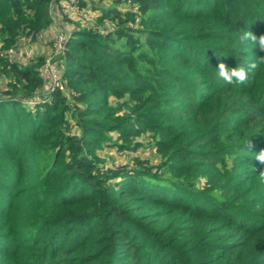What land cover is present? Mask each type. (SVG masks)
<instances>
[{"label": "trees", "instance_id": "trees-1", "mask_svg": "<svg viewBox=\"0 0 264 264\" xmlns=\"http://www.w3.org/2000/svg\"><path fill=\"white\" fill-rule=\"evenodd\" d=\"M52 2L0 0V264H264V67L217 72L264 56V0H78L65 91L28 106L44 59L9 52ZM144 140L158 167L104 165Z\"/></svg>", "mask_w": 264, "mask_h": 264}, {"label": "rangeland", "instance_id": "rangeland-1", "mask_svg": "<svg viewBox=\"0 0 264 264\" xmlns=\"http://www.w3.org/2000/svg\"><path fill=\"white\" fill-rule=\"evenodd\" d=\"M56 11L58 13L61 11L60 5L56 7ZM76 11L78 12V10ZM77 12L72 13L64 19L66 33L69 35L72 33V28L75 27L77 22H83V18L81 17V15L77 16ZM85 18L87 19L89 17ZM57 31V27L54 25V29H49L44 34L40 35L35 41L23 39L21 41V44L19 45V49L11 54V59L24 63L31 59L43 58L44 65L42 72L46 80L49 78L52 81L53 76L54 74H56V72L59 74L58 77H60V75L62 76L65 54L64 52H59L56 49V45L58 44V41L56 42ZM50 84H52V82ZM61 85L64 86V82L62 80L58 82V86H56V84L52 86L50 85L51 88L48 89L47 87V89L43 90L40 93V96L32 98L27 105L35 106L36 104L44 103L47 100L46 96H48L49 93L53 91V88H56L60 91H65V86L63 89L59 88ZM4 89L5 83H1L0 90ZM142 145L143 147H141L137 152L133 153H130L128 151H118L116 148L108 147L102 153V156L105 160L104 165L112 168L127 167L129 169H137V161L145 164L149 163V167H158L159 165H161L160 158L157 156L155 150L152 149L148 142L144 140ZM2 149L3 146H0V151ZM165 171L166 170H162V173H164ZM35 177L37 178V176Z\"/></svg>", "mask_w": 264, "mask_h": 264}, {"label": "clouds", "instance_id": "clouds-1", "mask_svg": "<svg viewBox=\"0 0 264 264\" xmlns=\"http://www.w3.org/2000/svg\"><path fill=\"white\" fill-rule=\"evenodd\" d=\"M241 40L250 41L261 51H264V34L256 36L251 31H244ZM262 67H264V56L258 57L256 61L250 62L247 66L239 65L228 68L224 63H219L217 72L219 77L229 85L242 84L250 78V75L255 74V72ZM255 159L264 163V150L256 154ZM259 174L261 179H264V171H261Z\"/></svg>", "mask_w": 264, "mask_h": 264}, {"label": "built area", "instance_id": "built-area-1", "mask_svg": "<svg viewBox=\"0 0 264 264\" xmlns=\"http://www.w3.org/2000/svg\"><path fill=\"white\" fill-rule=\"evenodd\" d=\"M77 4L78 0H53L52 5H51V11L52 15L54 17V25L57 27V38L56 42L58 41V44L56 45V49L59 52H64L65 51V45L67 40L69 39L70 35L66 33V28H65V17L71 15L72 13L77 12ZM60 5L61 11L58 13L56 11V7ZM88 20H91V18H88ZM9 56L13 54V51L9 52ZM59 74L56 72L53 76V80L47 79L48 80V89L51 88L52 85L56 84L58 86V82L62 80V76L58 77ZM50 80V81H49ZM52 82V84H50ZM51 85V86H50ZM63 85V84H62ZM60 86L59 88L63 89L64 86ZM55 86V87H56ZM56 88H53L55 90Z\"/></svg>", "mask_w": 264, "mask_h": 264}]
</instances>
